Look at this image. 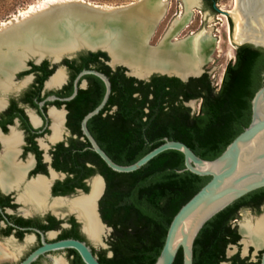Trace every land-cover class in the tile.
Returning a JSON list of instances; mask_svg holds the SVG:
<instances>
[{
  "label": "trees",
  "instance_id": "trees-1",
  "mask_svg": "<svg viewBox=\"0 0 264 264\" xmlns=\"http://www.w3.org/2000/svg\"><path fill=\"white\" fill-rule=\"evenodd\" d=\"M2 13H8V9ZM88 56L107 60L104 53ZM263 73L264 51L249 46L236 49L235 63L226 66L218 90L206 74L187 83L165 76H153L145 83L126 77L123 68L115 72L108 69L109 105L118 103V111L109 117L107 130L91 134L120 166L136 163L165 140L181 142L202 160L213 161L249 125L251 101L262 87ZM194 100L200 102L196 113L185 106ZM99 162L106 182L100 215L112 229L108 245L114 256L100 257L98 262L154 264L172 219L210 178L179 173L184 170V158L176 151H166L130 174L114 173ZM262 205L264 188L208 221L194 243V264H214L213 254L225 246V239H238L232 225L239 211ZM70 238L82 241L75 234ZM70 253L74 256L71 264H83L74 251ZM174 264H181V251Z\"/></svg>",
  "mask_w": 264,
  "mask_h": 264
},
{
  "label": "flooded vegetation",
  "instance_id": "flooded-vegetation-1",
  "mask_svg": "<svg viewBox=\"0 0 264 264\" xmlns=\"http://www.w3.org/2000/svg\"><path fill=\"white\" fill-rule=\"evenodd\" d=\"M195 3L192 9H198L197 15L200 18H192L191 12L183 30L190 27L194 30L188 31L182 40H189L198 34L207 35V31L201 32V28L204 26V19L211 14L217 21L214 26L222 27L223 33L217 28L214 29L215 34L209 33L212 40L210 49H217L222 41H226L231 47L237 45L232 40L233 20L214 10L215 7L223 11L218 8L220 0H196ZM183 7L185 13L184 3ZM202 13L205 14L203 19ZM176 41L172 39V42ZM243 46L263 50L248 44ZM88 54L96 53H79L58 63L45 60L36 64L28 61L25 67L16 71L8 92H0V251L3 255L5 253L3 258H8L7 264H19L41 246V237L36 231L44 235L47 243L72 239V234L87 243L82 223L77 219L76 213L70 210V203L87 197L94 179L101 183V196L97 201L96 211L102 222L100 202L105 193L106 182L101 174L100 158L92 151L83 135L82 121L102 103L105 86L96 76L80 75L83 72H96L104 75L111 85L107 70L115 72L121 67L112 69L108 57L107 60H94ZM234 63L235 53L232 64ZM58 74L61 78L54 81ZM110 96L103 109L86 124L91 136L93 131L107 130L109 117L118 111V103L109 105ZM95 142L106 154L102 146L96 140ZM38 181L44 185L43 204L32 195L35 194L33 186ZM57 202H62L63 205L54 207L53 204ZM263 208L264 205L257 209H242L237 217L242 211L257 212ZM53 233L57 235L50 240L49 236ZM111 233L112 229L107 241V251H102L104 253L101 256L91 248L97 260L100 257L113 258L114 253L108 245ZM236 233L238 239L230 238L228 242L225 239V246L221 249L218 247V251L216 249L213 254L214 264H262L264 245L255 248L250 244L242 250L240 240L245 238L240 235L239 228ZM32 243L34 246L28 251L27 248ZM228 249L232 250L229 254ZM70 251L59 253H65L71 264L74 256ZM52 254L56 253L42 256L34 264ZM16 260L18 261L15 262Z\"/></svg>",
  "mask_w": 264,
  "mask_h": 264
},
{
  "label": "water",
  "instance_id": "water-1",
  "mask_svg": "<svg viewBox=\"0 0 264 264\" xmlns=\"http://www.w3.org/2000/svg\"><path fill=\"white\" fill-rule=\"evenodd\" d=\"M152 2H160L157 11H153ZM166 10L167 3L164 0H136L116 7H105L84 0H57L44 3L40 9L36 7L34 11H28L25 17L17 15L16 19L11 18L3 26L0 24V92H8L16 71L25 67L28 61L36 64L45 60L58 63L79 53H104L109 58L112 69L121 67L125 70L126 77L145 83L153 76L176 78L183 83L197 79L203 75L204 66L195 76H181L158 68L149 69L138 76L121 60H112V51L124 55L123 59L128 60L131 51L138 46L144 50L157 48L159 44L151 46L150 41ZM214 10L229 17L224 11L215 7ZM244 19L245 26L249 27L248 19ZM256 27L257 24L253 28L257 29ZM245 44L264 50V45L249 41L235 45L234 50ZM88 74L103 82L105 95L99 107L83 119L82 131L92 151L108 169L117 174H130L140 170L158 155L166 151H176L184 158V170L179 173L188 172L197 177L210 178L172 219L162 250L154 263L174 264L178 252L181 251L182 264H193L194 242L204 225L234 202L264 188V73L262 87L251 101L249 125L218 158L213 161L202 160L185 144L165 140L162 145L130 166L114 163L100 149L86 128L87 122L103 109L111 94L110 82L104 75L83 72L80 76ZM196 102L198 101L189 103L193 105ZM97 219L107 232L111 231L98 215ZM36 232L41 237V246L19 264H34L49 253H56L49 257L66 255L59 253L66 250L77 253L83 264H100L86 242L66 239L47 243L44 235ZM86 238L93 243L87 235ZM244 241L242 244L245 246ZM49 257L41 259L37 264H43L47 259L53 264L54 259ZM7 263L8 259H0V264Z\"/></svg>",
  "mask_w": 264,
  "mask_h": 264
},
{
  "label": "bare ground",
  "instance_id": "bare-ground-1",
  "mask_svg": "<svg viewBox=\"0 0 264 264\" xmlns=\"http://www.w3.org/2000/svg\"><path fill=\"white\" fill-rule=\"evenodd\" d=\"M50 1L57 0H45L44 3ZM195 2L196 0H183L185 5L184 15L174 22L167 35L159 41V46L157 48L144 50L143 47L138 46L133 49L134 51H131L133 54L131 53L128 60L123 59L124 55L112 51L110 54L113 62L121 60L122 63L132 69L134 74L138 76L154 68H158L162 71L174 72L181 76L198 75L200 69L209 60V53L211 51L210 44L212 41L209 35L200 34L189 40H181L174 43L170 42V40L187 24L191 16V7L196 4ZM159 3L160 2H152L151 7L153 11L158 10ZM235 3V8L230 12H226L233 20L232 22L235 26L232 39L233 42L237 45L246 41L264 45V1L236 0ZM29 11H33V9L30 8ZM244 18L248 19L250 24L249 27L245 26ZM256 24L257 29H254ZM1 25L3 26L4 24ZM139 38L142 40L141 35H139ZM60 78L58 74L54 81H58ZM33 188L35 191V194L32 193L33 197H36L38 202L43 204V183L38 181ZM100 191L101 183L99 180L94 179L91 183L90 194L87 197L78 198L70 203V210L76 213L77 219L82 223L84 233L94 243L99 241L103 231L107 232L97 219L96 203L100 197ZM58 205L61 206L63 204L62 202L53 204L54 207ZM240 233L245 238V246L251 244L255 248H259L264 244V215L257 219L254 224L247 222L241 225ZM1 252L2 251H0V259H8L3 258L5 257V253L3 255ZM53 264H64V262L54 259Z\"/></svg>",
  "mask_w": 264,
  "mask_h": 264
},
{
  "label": "rangeland",
  "instance_id": "rangeland-1",
  "mask_svg": "<svg viewBox=\"0 0 264 264\" xmlns=\"http://www.w3.org/2000/svg\"><path fill=\"white\" fill-rule=\"evenodd\" d=\"M84 1L96 4V5L105 6V7H116V6L126 5L136 0H130V1L122 2V3L115 1V0H84ZM164 1L167 3V10H166L165 16L159 22L157 28L155 29V32L150 41L151 46H156L159 43V41L162 40L167 35V33L169 32L168 30L169 27L171 26L172 22L178 16H180L179 14H181L180 17L184 15L183 14L184 7H183L182 0H164ZM44 2L45 0H0V24H5L11 18H16V16L19 14H21L22 17H25L26 13L29 11L30 8H32L33 11L36 7L40 9L41 7H43L42 4H44ZM235 2L236 0H220V3L218 4V8H220L223 11L230 12L235 8V5H236ZM4 9H8V13L3 14L2 12L4 11ZM197 10L198 9L196 8H193L191 10L192 18L193 17L200 18V15H197ZM203 18H205L204 13H202L201 19ZM219 18L222 19L221 17ZM203 22H204V26L203 28H201V32L205 30V31H208L207 32L208 35L209 33L210 35H212V34H215L214 29L217 28L221 33H223L222 27L218 25L214 26V23H216L217 21L211 14L207 16V18H205ZM219 23L222 24V22H219ZM192 30H194L192 27L186 30L182 29L180 32L177 33V35L173 39L180 41L185 37V35H187L188 31H192ZM170 42H172V39L170 40ZM234 53H235L234 47H231L228 43H226V41H222L220 45H218L217 49H212L210 51L209 60L207 61L205 65H203L204 66L203 72L208 75L209 80L212 82V85L215 89H218V87L221 84L222 77H223L226 66L228 64L233 63ZM199 106H200V102H196L193 105H191L190 103L187 104V107L191 109L192 113H196L199 109ZM263 215H264V208L257 212L242 211L240 213V216L237 217L236 223H233V225L236 227V229H238L240 228L241 225L246 224L247 222L254 224L256 220L262 217ZM56 235L57 233L51 234L49 236V239L50 240L54 239ZM109 235H110V232L108 233V232L103 231L101 237L99 238V241L95 242L96 244H94V242L91 243L89 240H87L85 236L84 237L87 243L90 245V247L93 248L94 251L99 254L102 251H107V248H108L107 241H108ZM243 241L244 239L240 240V243L242 245V250L245 249V246L242 244ZM33 246H34L33 243L30 244L27 250L29 251ZM4 249L6 250L7 247H4ZM230 252H232V250L228 249L227 253L229 254ZM49 258H52L55 260H62L64 264H70V260L67 258L66 255H55V256H50ZM18 260H16L15 262H17ZM43 264H51V262L47 259Z\"/></svg>",
  "mask_w": 264,
  "mask_h": 264
}]
</instances>
